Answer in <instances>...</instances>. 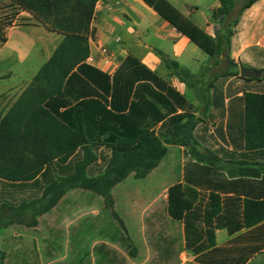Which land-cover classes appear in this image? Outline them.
<instances>
[{"label": "trees", "instance_id": "trees-1", "mask_svg": "<svg viewBox=\"0 0 264 264\" xmlns=\"http://www.w3.org/2000/svg\"><path fill=\"white\" fill-rule=\"evenodd\" d=\"M142 1L209 57L227 49L230 23L215 39L168 1ZM218 1L213 19L221 24L232 12L235 0ZM239 1L238 14L257 0ZM96 2L0 0L4 8L24 10L63 36L0 117V230L11 225L36 227L38 219L68 191L84 190L102 199L103 209L129 241L125 223L115 210L112 189L130 174L136 180L145 178L166 154V146L187 148L198 164L206 163L194 165L204 172L223 170L214 153L201 154L196 149L198 119L192 113L193 106L138 60L127 56L112 76L85 63ZM164 62L177 77L189 76L176 63ZM219 96H212V106L222 103ZM234 101L241 111L227 123L228 144L247 153L264 151V94L248 92ZM228 163L236 166L227 170L230 178L264 175V165L258 161ZM196 199L193 188L174 184L167 189L166 214L183 223L194 217L193 235H198L196 225L202 218L206 243L196 249L200 252L214 246L212 222L220 213V199L211 193L203 215L194 207ZM242 219L245 228L264 222V200H244ZM129 254L136 255L133 245ZM0 264H4L2 251Z\"/></svg>", "mask_w": 264, "mask_h": 264}, {"label": "crops", "instance_id": "crops-1", "mask_svg": "<svg viewBox=\"0 0 264 264\" xmlns=\"http://www.w3.org/2000/svg\"><path fill=\"white\" fill-rule=\"evenodd\" d=\"M166 1L212 38L221 37L230 23L232 34L227 49L209 57L142 0H97L87 34L88 56L93 58V63L88 64L86 60L85 63L112 76L127 56L138 60L193 106L192 113L198 119L194 129L197 151L201 154L212 152L221 160L219 163L223 170L207 173L194 167L195 164L201 166L206 163L198 164L187 148L168 145L158 166L145 178L139 179L151 178L146 194L148 198L156 197V202L160 197L165 213L167 189L174 184L188 186L197 192L194 207L201 215L208 207L209 195L219 196L220 213L212 222L214 246L206 250L196 252L206 243V226L202 218L196 225L198 235H193L194 217L183 223L172 221L166 214L177 228L181 251L187 261L190 264H264V222L245 228L242 219L244 200H264V175L254 179L230 178L227 171L236 167L228 163L230 160L258 161L264 165V151L247 153L239 148L233 149L226 136L228 121L234 113L241 111V106L234 99L248 92L264 94V0L255 1L239 14L241 3L235 0L232 12L221 24L213 19L214 11L219 8L218 0ZM15 11L16 18H21L20 22H11L0 38V81H11L13 67H18L14 72L18 79L17 83L4 86L0 93L2 107L6 105L0 117L32 81L63 38L28 12ZM8 46L11 52L5 58L3 52ZM101 46L112 53L111 63L102 62ZM32 58L40 62L31 78H26ZM164 60L176 63L189 76L177 77ZM240 67L258 71L259 76L241 77ZM225 73L231 75L224 76ZM212 96H219L222 103L212 106ZM130 176L133 177L130 174L123 182ZM75 191L86 193L84 190H70L64 197Z\"/></svg>", "mask_w": 264, "mask_h": 264}, {"label": "rangeland", "instance_id": "rangeland-1", "mask_svg": "<svg viewBox=\"0 0 264 264\" xmlns=\"http://www.w3.org/2000/svg\"><path fill=\"white\" fill-rule=\"evenodd\" d=\"M20 20L15 10L0 3V38L11 22ZM10 52L8 46L5 58ZM39 62L30 59L26 78H31ZM17 69L12 68L11 81H0V93L4 86L17 83ZM2 106L0 99V116L6 108ZM150 184V177L135 180L130 176L113 190L115 210L125 223L129 241L103 209L100 197L75 191L40 217L36 227L11 225L0 230L4 264H190L161 198L156 202V197L146 194ZM131 245L135 257L128 252Z\"/></svg>", "mask_w": 264, "mask_h": 264}, {"label": "built area", "instance_id": "built-area-1", "mask_svg": "<svg viewBox=\"0 0 264 264\" xmlns=\"http://www.w3.org/2000/svg\"><path fill=\"white\" fill-rule=\"evenodd\" d=\"M99 54H100L101 60L104 64H109L113 61V55L106 47H104V46L99 47ZM86 62L88 64L93 63V58L91 56H88L86 58Z\"/></svg>", "mask_w": 264, "mask_h": 264}, {"label": "water", "instance_id": "water-1", "mask_svg": "<svg viewBox=\"0 0 264 264\" xmlns=\"http://www.w3.org/2000/svg\"><path fill=\"white\" fill-rule=\"evenodd\" d=\"M239 75L241 77H257V76H259V72L254 71L252 69H249L247 67H240L239 68Z\"/></svg>", "mask_w": 264, "mask_h": 264}]
</instances>
